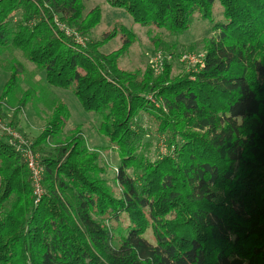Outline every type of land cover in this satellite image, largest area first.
<instances>
[{
    "label": "trees",
    "instance_id": "trees-1",
    "mask_svg": "<svg viewBox=\"0 0 264 264\" xmlns=\"http://www.w3.org/2000/svg\"><path fill=\"white\" fill-rule=\"evenodd\" d=\"M107 2L172 35L198 14L214 36L198 72L172 78L165 65L139 77L117 65L129 33L110 54L87 39L100 13L83 17V0H0V54L20 50L45 85L101 115L97 131L119 159L115 195L77 126L40 159L37 197L15 141L0 135V264H264V0ZM21 73L11 67L0 105ZM33 97L25 91L16 113ZM48 109L33 149L70 118L57 98ZM143 115L166 139L168 155L154 162L137 151ZM148 224L154 243L143 236Z\"/></svg>",
    "mask_w": 264,
    "mask_h": 264
},
{
    "label": "rangeland",
    "instance_id": "rangeland-1",
    "mask_svg": "<svg viewBox=\"0 0 264 264\" xmlns=\"http://www.w3.org/2000/svg\"><path fill=\"white\" fill-rule=\"evenodd\" d=\"M83 7V17L94 9L100 13L98 24L86 37L89 41L99 44L101 53L110 54L118 50L129 37L128 33L130 34V45L118 58L117 65L120 69L137 73L139 77L147 68L152 69L157 75L162 72L165 65H169L172 78L198 72V66L205 52L204 47L214 36L211 25L198 14L194 15L192 24L186 32L172 35L163 29L140 27L123 10L110 7L107 0H83ZM13 19L19 20L18 13ZM212 19L216 23L222 22V9L217 2L212 8ZM67 30L69 33H74L71 29ZM106 35L108 36L103 41ZM14 64L21 66L22 73L19 88L0 105V135L6 134L13 141L27 148L33 156L35 161L33 168H35L40 163V159L53 153L57 141L64 140L68 132L79 126L88 149L98 155L97 164L104 171L101 178L106 181L112 192L118 195L119 189L114 182V175L119 159L115 148L109 145L105 137L97 131L101 115L85 112L71 90L45 85L44 74L37 72L23 53L14 48H8L0 54V95ZM29 88L34 95L32 102L27 103L20 112L16 113L17 103ZM53 98L59 99L67 106L70 118L56 139L33 149L32 143L44 126L50 113L49 102ZM138 123L142 129L138 141V155L150 162L168 155L166 139L158 134L155 124L145 115L139 117ZM128 173L131 175V170H128ZM123 223L126 225L125 220ZM143 236L154 243L149 224Z\"/></svg>",
    "mask_w": 264,
    "mask_h": 264
},
{
    "label": "built area",
    "instance_id": "built-area-1",
    "mask_svg": "<svg viewBox=\"0 0 264 264\" xmlns=\"http://www.w3.org/2000/svg\"><path fill=\"white\" fill-rule=\"evenodd\" d=\"M16 149L20 152L23 160L25 161L28 169L31 171V179L34 187L35 194L37 197H39L42 193V190L40 188V174L42 172V168L37 164L35 168H33L35 161L33 159V156L27 148L22 147L19 143L15 142ZM37 168V169H36Z\"/></svg>",
    "mask_w": 264,
    "mask_h": 264
}]
</instances>
